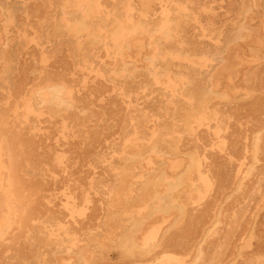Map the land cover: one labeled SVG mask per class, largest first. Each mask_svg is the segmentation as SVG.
Returning a JSON list of instances; mask_svg holds the SVG:
<instances>
[{
  "label": "rangeland",
  "instance_id": "374dc122",
  "mask_svg": "<svg viewBox=\"0 0 264 264\" xmlns=\"http://www.w3.org/2000/svg\"><path fill=\"white\" fill-rule=\"evenodd\" d=\"M0 202V264H264V0H0Z\"/></svg>",
  "mask_w": 264,
  "mask_h": 264
},
{
  "label": "bare ground",
  "instance_id": "6f19581e",
  "mask_svg": "<svg viewBox=\"0 0 264 264\" xmlns=\"http://www.w3.org/2000/svg\"><path fill=\"white\" fill-rule=\"evenodd\" d=\"M57 93V92H56ZM54 96H57V94H55ZM58 97H59V95H58ZM54 99H56V98H54ZM57 100H58V98H57ZM60 103V102H59ZM61 104H62V102H61ZM145 173V172H144ZM144 175V174H143ZM1 203V202H0Z\"/></svg>",
  "mask_w": 264,
  "mask_h": 264
}]
</instances>
